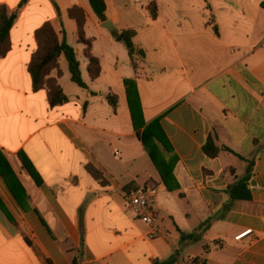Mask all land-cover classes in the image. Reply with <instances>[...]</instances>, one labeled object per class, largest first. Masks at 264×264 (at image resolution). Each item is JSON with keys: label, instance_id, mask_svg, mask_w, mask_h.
I'll use <instances>...</instances> for the list:
<instances>
[{"label": "crops", "instance_id": "1", "mask_svg": "<svg viewBox=\"0 0 264 264\" xmlns=\"http://www.w3.org/2000/svg\"><path fill=\"white\" fill-rule=\"evenodd\" d=\"M21 1L0 0L17 16L0 58V153L22 188L17 200L0 176V264H152L175 251V264L197 257L204 264H264V0H105L111 31L88 0H27L19 7ZM150 2L157 4L154 20ZM72 7L85 16L89 53L100 67L95 80L68 16ZM46 23L59 40L64 32L87 86L71 81L61 56L60 75L53 70L49 78L68 102L54 108L45 89L32 90L27 71L35 33ZM125 31L145 53L136 72ZM126 82L136 86L139 131L157 120L171 147L174 191L136 136ZM108 94L117 97L115 112ZM210 134L237 156H205ZM18 154L30 161L36 182ZM249 162L251 200L231 201L225 190ZM89 165L106 185L92 178ZM138 187L156 190L154 235L126 208L125 193ZM245 230L252 235L236 242ZM192 233L197 241L185 237ZM197 245L202 252L185 261L180 252Z\"/></svg>", "mask_w": 264, "mask_h": 264}, {"label": "trees", "instance_id": "2", "mask_svg": "<svg viewBox=\"0 0 264 264\" xmlns=\"http://www.w3.org/2000/svg\"><path fill=\"white\" fill-rule=\"evenodd\" d=\"M26 2L27 0H22L19 4V7H22ZM88 2L96 18L99 21L104 22L106 11L105 0H88ZM261 7L264 8V3H261ZM146 9L151 19H156L158 11L157 4L155 2H150L147 5ZM68 16L76 24L78 42L84 45L86 48L84 55L88 63L87 73L89 75V78L91 80H95L99 76L100 67L98 60L90 56L89 53L91 44L90 41L87 40L85 37L84 13L80 8L72 7L68 11ZM16 17V13L9 14L6 7H0V58H2L10 48L9 32L14 24ZM62 35V39L59 40L56 32L54 31L50 23L44 24L38 31H36V51L34 52L27 67V71L31 79L32 90L36 92L41 89H45L47 92V101L49 107L51 108L64 105L68 102V98L65 96L62 89L57 84L56 79L49 78V75L53 70H57V76L60 75V72L58 70V61L61 56L65 58L68 64L71 81L76 84L79 88L87 89L86 84L81 78L79 62L76 58V54L73 48L67 43L64 36V32H62ZM134 35L135 33L133 31H125L121 33L122 41L126 47L131 67L136 72L138 70L140 62L145 57V53L142 48L136 46L133 43ZM126 85L129 111L136 136L141 141L153 165L159 172V175L167 191H174L178 188L172 174L176 159L173 155H171L166 160V155L172 153L167 138L162 132L157 120L146 125L142 132L139 131V129L144 126V123L142 120V111L138 100L136 86L133 82H126ZM106 101L111 107L112 111L115 112L117 107V97L115 95L108 94L106 96ZM137 119H139L138 124ZM222 151L237 156L226 147H217L214 142V135L210 134L207 138L206 143L202 146L203 154L208 158L213 159L217 157ZM18 159L21 162L23 168L26 170V172L36 182L37 174L35 173L30 161L23 154H18ZM251 166L252 162H249L245 171V175L241 179L234 181L225 190V193L228 195L231 201L251 200V196L247 187V180L250 175ZM87 171L92 176V178L100 185H106V182L102 177L100 171L96 170L90 165L87 166ZM0 176L3 178L5 184L7 185L13 196L18 200L17 192L19 190H22L21 185L19 184V181L13 173L7 160L1 153ZM228 210L229 205L225 204L223 206V211ZM198 231L199 230H197L196 232ZM185 237L193 241L198 240V234L194 233L186 235ZM178 257L179 252L175 251L173 255L167 260H155L152 264H175L178 262ZM192 261H201L202 264H204V261L199 257L194 258Z\"/></svg>", "mask_w": 264, "mask_h": 264}, {"label": "built area", "instance_id": "3", "mask_svg": "<svg viewBox=\"0 0 264 264\" xmlns=\"http://www.w3.org/2000/svg\"><path fill=\"white\" fill-rule=\"evenodd\" d=\"M139 0H135L138 2ZM156 190L153 187H138L125 193V204L127 210L132 213L143 224L152 229L151 234L156 231V214L154 211ZM251 230H245L234 237L236 242L241 241L247 236H251ZM193 264H202L201 261H195Z\"/></svg>", "mask_w": 264, "mask_h": 264}, {"label": "rangeland", "instance_id": "4", "mask_svg": "<svg viewBox=\"0 0 264 264\" xmlns=\"http://www.w3.org/2000/svg\"><path fill=\"white\" fill-rule=\"evenodd\" d=\"M202 246L203 245H197L196 247H193V249H191V251H189V252H186V250L181 251L180 253L182 255V258L185 261H187L188 255L193 254V253H195V251H199V250L202 252Z\"/></svg>", "mask_w": 264, "mask_h": 264}, {"label": "water", "instance_id": "5", "mask_svg": "<svg viewBox=\"0 0 264 264\" xmlns=\"http://www.w3.org/2000/svg\"><path fill=\"white\" fill-rule=\"evenodd\" d=\"M102 27L105 28V29H107V30H109V31L112 30V29H111V23H110V21H105V22L102 24ZM119 39L121 40V37H120Z\"/></svg>", "mask_w": 264, "mask_h": 264}]
</instances>
